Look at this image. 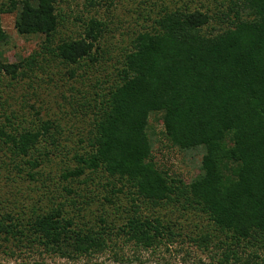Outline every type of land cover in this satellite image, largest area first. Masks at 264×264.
Listing matches in <instances>:
<instances>
[{
    "label": "trees",
    "instance_id": "trees-1",
    "mask_svg": "<svg viewBox=\"0 0 264 264\" xmlns=\"http://www.w3.org/2000/svg\"><path fill=\"white\" fill-rule=\"evenodd\" d=\"M85 1L95 6L111 0ZM61 2L9 0L3 4L0 44L9 39L2 13L17 12V31L43 35L44 48H54L75 76L78 67L91 71L100 61L98 55L106 52L103 41L109 23L91 10L72 15ZM211 2H215V13L207 6L193 7L179 0L164 4L156 17L150 16V26L134 33L114 73L96 79L93 91L76 92L70 114L89 122L88 145L76 151L77 166L65 169L62 178L83 177L88 185L89 174H100L99 183L91 176L93 183L96 179L105 190L127 189L133 194L132 215L121 226L101 216L96 227L91 224L93 213L86 212L91 190L64 185L67 195L79 197L73 202L49 185L47 207L0 215L3 253H23V248L36 251L40 246L42 251L75 261L112 246L116 250L114 236L122 234L137 247L156 249L182 237L180 220L193 214L206 218L210 232L185 235L202 250L210 251L211 243L215 245L212 264H264V0ZM68 17L73 24L79 21L82 31L56 42L55 34ZM34 58L12 62L0 55V76L19 78ZM152 114L163 125L165 147L204 149L201 172L191 182L158 161L148 132ZM6 119L8 123H0V163L8 148L13 152L11 163L39 168L41 142L59 128L58 120L42 119L20 129ZM101 177L107 181L102 183ZM142 203L154 210L145 212ZM164 203L181 213L180 220L154 215ZM77 204L83 206L84 215ZM114 255L129 263L119 251Z\"/></svg>",
    "mask_w": 264,
    "mask_h": 264
},
{
    "label": "rangeland",
    "instance_id": "rangeland-1",
    "mask_svg": "<svg viewBox=\"0 0 264 264\" xmlns=\"http://www.w3.org/2000/svg\"><path fill=\"white\" fill-rule=\"evenodd\" d=\"M172 1L174 0H111L110 3L93 6L85 0H62V7L72 15L77 12L86 14L88 10H91L90 12L102 16L109 23V30L103 41L107 46L106 52L98 55L100 61L95 63L91 71L90 68L85 70V68L78 67L75 76H72L68 70L71 66L62 63L54 48H44L43 35H22L17 31L15 27L17 12L2 13V26L9 39L7 43L0 44V55L4 60L12 62L30 55L35 58L33 62L30 61L31 63L26 66V70L20 74L19 78L12 80L8 75L0 76V123H8L7 116L15 127L23 129L35 126L42 119H57L59 128L51 130L53 134L47 133L45 141L41 142L43 153L40 154L43 163L37 169L30 170L28 165H23L21 168L11 163L13 152L8 148L4 149L0 163V215L8 211L29 212L32 206L47 207L50 202L46 199V190L51 188L50 186L56 187L57 191L64 192L63 194L69 201L78 200L79 197H76L75 193L66 194L67 192L62 189L64 185H73L74 188L84 192L91 190L89 198L86 199V201L89 200V209L86 212L93 213L90 216H93L92 222L94 223L91 224H96V227L101 225L98 221L101 216L108 222L121 226L132 215L133 194L127 189L118 193L110 188L105 190L96 183V179L99 183L100 174L97 177L93 173L89 174L87 178L90 183L88 185L82 179L83 177L68 180L62 178V172L65 169L77 166L76 151L82 152V148L88 145L85 136L89 122L80 121L78 118L80 115L70 113L76 104L77 90L93 91L96 79L105 78L106 74L114 73V69L120 66L122 53L125 47H129L134 33L143 27L150 26V16L156 17L163 5L171 4ZM211 1L179 0L180 3L187 2L193 7L200 4L207 6L212 13H215V2ZM8 2L9 0H0V7ZM76 17L78 18L77 15ZM73 22L74 20L69 17L64 21V25L55 34L56 42L69 35L78 36L81 33L79 21L76 24ZM213 22L215 26V20ZM80 74L88 76V79L82 78ZM162 131L163 125L158 115L152 114L149 119L148 132L158 161L164 163L166 169L179 175L186 183L191 182L201 172L204 149L167 148ZM81 137L83 139L80 141ZM32 173L35 176L32 177ZM91 176L96 178L95 183ZM100 180L102 183L107 181L105 177H101ZM141 205L145 212L154 210L150 204L142 203ZM77 206L82 209L84 215L83 206L81 204ZM172 206L166 203L157 206L154 215H160L165 219L180 220L181 213ZM73 209L74 206L71 205V210ZM79 209L75 211L78 212ZM75 211L72 214H76ZM188 216L187 220H180L184 228L182 237L177 236L175 239L167 240L156 249L137 247L133 241H128L127 236L122 234L118 237L114 236L115 244L119 245L116 246V250L112 246L103 253L75 261L49 254L42 251L40 246L35 247L36 251L23 248V253L18 251L14 255L3 253L2 247L0 264H212L211 256L215 255V250H217L215 245L211 243L210 251L202 250L187 237L200 234V232H210L208 221L200 215ZM85 217L88 215L86 214ZM185 232L189 235L186 236ZM11 245L16 246L15 243ZM115 251L123 254L129 263L117 260L114 255Z\"/></svg>",
    "mask_w": 264,
    "mask_h": 264
}]
</instances>
